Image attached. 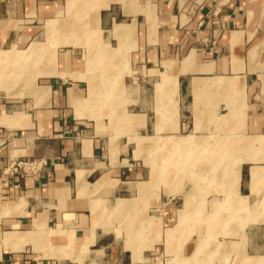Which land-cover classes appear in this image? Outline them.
<instances>
[{"label":"crops","instance_id":"crops-1","mask_svg":"<svg viewBox=\"0 0 264 264\" xmlns=\"http://www.w3.org/2000/svg\"><path fill=\"white\" fill-rule=\"evenodd\" d=\"M205 219L264 243V0H0V264H207Z\"/></svg>","mask_w":264,"mask_h":264},{"label":"rangeland","instance_id":"rangeland-1","mask_svg":"<svg viewBox=\"0 0 264 264\" xmlns=\"http://www.w3.org/2000/svg\"><path fill=\"white\" fill-rule=\"evenodd\" d=\"M219 221L217 220H191L186 223L185 226V246H196L194 252H189L186 254L185 262L191 263L188 261L192 256L200 257L207 261V264H264V243L262 242L260 246H252L250 243L249 246H246L245 237L241 236L240 226L238 225V220H232L233 222V234H225L224 228L217 226ZM165 228L168 232V238H170V243L168 246H178L177 242H174L172 239L176 238V232L178 226L176 220H169L165 222ZM155 225H153L154 227ZM151 225L148 227L150 230ZM152 227V228H153ZM155 228V227H154ZM157 232V231H156ZM188 234V235H187ZM153 240L157 241L160 238V233L157 232L153 236ZM150 235L148 236V242L150 243ZM264 241V234L258 237ZM172 240V241H171ZM245 242V243H244ZM184 245V244H183ZM218 248L219 250H216ZM155 252V251H154ZM169 255L160 256L157 252L152 255L154 262L152 264H160V261L163 263L165 259L167 264H178L174 261L175 256L170 253ZM157 260V261H156ZM198 263V261H196ZM180 264V263H179Z\"/></svg>","mask_w":264,"mask_h":264},{"label":"built area","instance_id":"built-area-1","mask_svg":"<svg viewBox=\"0 0 264 264\" xmlns=\"http://www.w3.org/2000/svg\"><path fill=\"white\" fill-rule=\"evenodd\" d=\"M42 160H13L9 163L8 169L20 171L24 174H35L43 165Z\"/></svg>","mask_w":264,"mask_h":264}]
</instances>
